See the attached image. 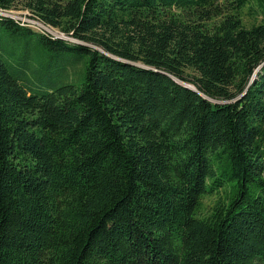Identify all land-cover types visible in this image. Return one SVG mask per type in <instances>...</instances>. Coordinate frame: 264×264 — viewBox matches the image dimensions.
Wrapping results in <instances>:
<instances>
[{
    "label": "trees",
    "instance_id": "16d2710c",
    "mask_svg": "<svg viewBox=\"0 0 264 264\" xmlns=\"http://www.w3.org/2000/svg\"><path fill=\"white\" fill-rule=\"evenodd\" d=\"M19 8L64 35L0 14V264H264V0Z\"/></svg>",
    "mask_w": 264,
    "mask_h": 264
},
{
    "label": "rangeland",
    "instance_id": "374dc122",
    "mask_svg": "<svg viewBox=\"0 0 264 264\" xmlns=\"http://www.w3.org/2000/svg\"><path fill=\"white\" fill-rule=\"evenodd\" d=\"M0 14H5V15H9L15 19H19V20H27V21H31L32 23H40L39 20H33L31 18V13L28 11V10H25L23 8H19L17 10H11V11H0ZM245 22L246 24H250V21L248 19H245ZM249 26V25H248ZM48 31L50 32H53L55 34H58V35H62V30H60L59 28L55 29V30H52L51 28H49L48 26L45 27ZM214 200V198H210V199H207L206 200V204H211L212 201Z\"/></svg>",
    "mask_w": 264,
    "mask_h": 264
},
{
    "label": "built area",
    "instance_id": "2783aa9c",
    "mask_svg": "<svg viewBox=\"0 0 264 264\" xmlns=\"http://www.w3.org/2000/svg\"><path fill=\"white\" fill-rule=\"evenodd\" d=\"M22 21H27V20H22ZM31 22V21H30ZM34 24H36L39 28H42L43 30H45V31H48L45 27H46V25H43L42 23H34ZM49 27V26H48ZM49 28H51L52 30H55V29H53L52 27H49ZM49 33H52V34H54L55 35V33H53V32H50V31H48ZM64 34H62V35H60V36H63Z\"/></svg>",
    "mask_w": 264,
    "mask_h": 264
}]
</instances>
